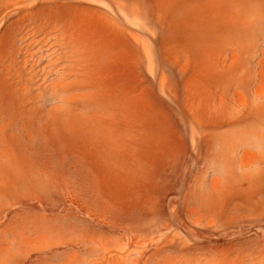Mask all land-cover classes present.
Listing matches in <instances>:
<instances>
[{
    "label": "rangeland",
    "instance_id": "1",
    "mask_svg": "<svg viewBox=\"0 0 264 264\" xmlns=\"http://www.w3.org/2000/svg\"><path fill=\"white\" fill-rule=\"evenodd\" d=\"M0 264H264V0H0Z\"/></svg>",
    "mask_w": 264,
    "mask_h": 264
}]
</instances>
